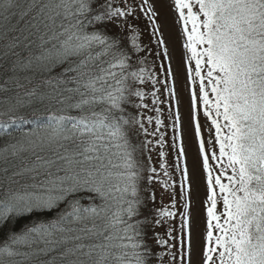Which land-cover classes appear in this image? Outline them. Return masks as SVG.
Masks as SVG:
<instances>
[{
	"label": "snow or ice",
	"instance_id": "snow-or-ice-1",
	"mask_svg": "<svg viewBox=\"0 0 264 264\" xmlns=\"http://www.w3.org/2000/svg\"><path fill=\"white\" fill-rule=\"evenodd\" d=\"M0 264H264V0H0Z\"/></svg>",
	"mask_w": 264,
	"mask_h": 264
},
{
	"label": "rangeland",
	"instance_id": "rangeland-1",
	"mask_svg": "<svg viewBox=\"0 0 264 264\" xmlns=\"http://www.w3.org/2000/svg\"><path fill=\"white\" fill-rule=\"evenodd\" d=\"M168 38L174 50L173 55H174V65H175L180 61L181 49H180L179 34L176 30L175 25L171 23V19H170L169 27H168ZM179 86H180L181 93H182V110L185 113V115H187L189 101H188L187 91L186 89H184V81L182 77L179 81ZM186 143H187V149H188V154H189V162L190 164H192L196 159V143H195V140L192 138L191 133H189ZM156 193H157V202H159L160 191H159L158 186L156 187ZM197 193H198L197 200L202 199L204 196L202 176L197 184ZM195 216L197 218V227H198L197 236H199V234L203 230V209H202V206H200L198 203L195 208Z\"/></svg>",
	"mask_w": 264,
	"mask_h": 264
},
{
	"label": "trees",
	"instance_id": "trees-1",
	"mask_svg": "<svg viewBox=\"0 0 264 264\" xmlns=\"http://www.w3.org/2000/svg\"><path fill=\"white\" fill-rule=\"evenodd\" d=\"M173 157H174V153H170V155L168 157L169 163H171L173 161ZM153 159H154V161L156 159L155 153H153ZM21 223H23V222H21ZM156 231L163 233V229H156Z\"/></svg>",
	"mask_w": 264,
	"mask_h": 264
}]
</instances>
